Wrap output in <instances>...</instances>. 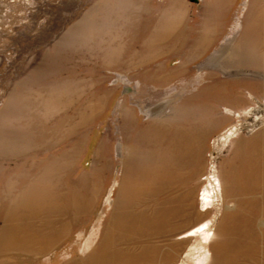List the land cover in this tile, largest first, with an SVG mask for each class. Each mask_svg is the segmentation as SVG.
I'll return each mask as SVG.
<instances>
[{
    "label": "rangeland",
    "instance_id": "1",
    "mask_svg": "<svg viewBox=\"0 0 264 264\" xmlns=\"http://www.w3.org/2000/svg\"><path fill=\"white\" fill-rule=\"evenodd\" d=\"M204 253L264 264V0H0V264Z\"/></svg>",
    "mask_w": 264,
    "mask_h": 264
},
{
    "label": "bare ground",
    "instance_id": "2",
    "mask_svg": "<svg viewBox=\"0 0 264 264\" xmlns=\"http://www.w3.org/2000/svg\"><path fill=\"white\" fill-rule=\"evenodd\" d=\"M252 20L250 22H248V24L249 25L251 24V28H254V24H256V22L254 20L253 21ZM118 110L120 112V115L124 119L123 127L124 128H128V129H133L134 125H132V121H133L132 120V115L127 110H124L122 108H119ZM134 132H137V137H136L135 141H138V131L136 130ZM209 182H210L209 183L210 190H208L207 188H204V190L199 195L200 198H198L202 205L209 204V203H211L213 201L212 200L213 196L210 195V194H212V190L213 189H214L215 192L219 191L220 194H222L223 184L221 183V181L216 176H212V179ZM211 188H212V190H211ZM206 258H207V255H206V253H204L199 258L198 264L203 263Z\"/></svg>",
    "mask_w": 264,
    "mask_h": 264
},
{
    "label": "crops",
    "instance_id": "3",
    "mask_svg": "<svg viewBox=\"0 0 264 264\" xmlns=\"http://www.w3.org/2000/svg\"><path fill=\"white\" fill-rule=\"evenodd\" d=\"M208 4L211 5H230L235 2V0H207Z\"/></svg>",
    "mask_w": 264,
    "mask_h": 264
},
{
    "label": "trees",
    "instance_id": "4",
    "mask_svg": "<svg viewBox=\"0 0 264 264\" xmlns=\"http://www.w3.org/2000/svg\"><path fill=\"white\" fill-rule=\"evenodd\" d=\"M192 2H194V3H195V2H196V0H192Z\"/></svg>",
    "mask_w": 264,
    "mask_h": 264
}]
</instances>
